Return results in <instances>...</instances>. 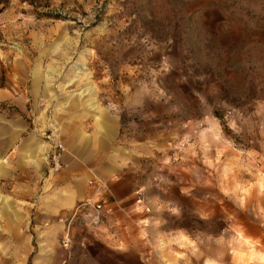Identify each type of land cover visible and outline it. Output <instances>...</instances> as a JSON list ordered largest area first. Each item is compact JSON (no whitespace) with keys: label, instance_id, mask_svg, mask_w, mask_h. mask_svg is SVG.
Instances as JSON below:
<instances>
[{"label":"rangeland","instance_id":"374dc122","mask_svg":"<svg viewBox=\"0 0 264 264\" xmlns=\"http://www.w3.org/2000/svg\"><path fill=\"white\" fill-rule=\"evenodd\" d=\"M0 197V264H264V0H0Z\"/></svg>","mask_w":264,"mask_h":264},{"label":"crops","instance_id":"0c3cea01","mask_svg":"<svg viewBox=\"0 0 264 264\" xmlns=\"http://www.w3.org/2000/svg\"><path fill=\"white\" fill-rule=\"evenodd\" d=\"M36 145H28L24 148L23 151H20L18 154V165H24L23 159L24 158H30V162L33 161V167L35 168V161H34V156H35V152H36ZM45 149V147H43V150ZM65 161L70 162L68 157H65ZM80 166L76 165V164H72L68 171L65 170V175H63V179H66L68 177V175H70V173H74L76 170H79ZM85 172V171H84ZM102 173L107 176V177H111L114 173L113 168H105L104 170H102ZM79 174V173H78ZM86 174V173H84ZM117 174L120 178H124L125 174L127 175V173L125 172H120L117 171ZM116 174V175H117ZM124 180V179H123ZM62 181V180H60ZM125 182H127V179L124 180ZM93 183V181H89V179L87 180L86 177H75L71 183L68 182L65 185L60 186L59 188H57L59 190V195L57 197V201L56 203H51L49 206V208L51 210H53L54 206L56 208L59 209H71L74 208L76 205H78L80 202L85 201L89 198H92L93 196H97L95 193V189H93L90 185ZM90 184V185H89ZM264 229L262 228H257L256 232L250 233V231H248L247 236L250 237V239H252L253 241H259L261 243L262 246H264Z\"/></svg>","mask_w":264,"mask_h":264},{"label":"built area","instance_id":"2783aa9c","mask_svg":"<svg viewBox=\"0 0 264 264\" xmlns=\"http://www.w3.org/2000/svg\"><path fill=\"white\" fill-rule=\"evenodd\" d=\"M83 205H81V208H83V207H87L88 206V203H82ZM65 247H69V245H70V240L69 239H67V240H65Z\"/></svg>","mask_w":264,"mask_h":264},{"label":"clouds","instance_id":"9594fccd","mask_svg":"<svg viewBox=\"0 0 264 264\" xmlns=\"http://www.w3.org/2000/svg\"><path fill=\"white\" fill-rule=\"evenodd\" d=\"M262 259H264V258H262Z\"/></svg>","mask_w":264,"mask_h":264},{"label":"bare ground","instance_id":"6f19581e","mask_svg":"<svg viewBox=\"0 0 264 264\" xmlns=\"http://www.w3.org/2000/svg\"><path fill=\"white\" fill-rule=\"evenodd\" d=\"M1 198V197H0Z\"/></svg>","mask_w":264,"mask_h":264}]
</instances>
